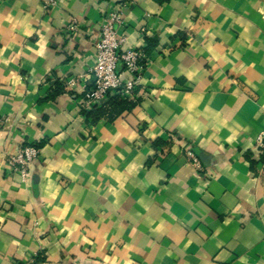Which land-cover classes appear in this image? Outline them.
Masks as SVG:
<instances>
[{
	"label": "crops",
	"instance_id": "0c3cea01",
	"mask_svg": "<svg viewBox=\"0 0 264 264\" xmlns=\"http://www.w3.org/2000/svg\"><path fill=\"white\" fill-rule=\"evenodd\" d=\"M119 2L0 0V264H264V0L130 1L136 101L87 118ZM23 146L28 181L6 167Z\"/></svg>",
	"mask_w": 264,
	"mask_h": 264
},
{
	"label": "built area",
	"instance_id": "2783aa9c",
	"mask_svg": "<svg viewBox=\"0 0 264 264\" xmlns=\"http://www.w3.org/2000/svg\"><path fill=\"white\" fill-rule=\"evenodd\" d=\"M63 0H42L45 10L58 7ZM132 0H120L117 8L105 11L101 20L99 37L95 43L94 63L89 69L92 88L85 91L80 102L84 111H92L101 105L108 95H119L121 98L135 102L136 94L146 68V55L134 46L123 48L127 42L125 33L120 29L125 26L124 8ZM70 31L78 32V28L70 27ZM121 63V69L119 64ZM76 79L69 80L66 85L73 86ZM256 148L264 155V129L258 136ZM38 146L20 147L16 154L6 159V167L10 172L17 173L23 181L31 177L30 166L40 156ZM186 154L192 165L203 171L199 158L189 148ZM31 264V262L16 263Z\"/></svg>",
	"mask_w": 264,
	"mask_h": 264
},
{
	"label": "trees",
	"instance_id": "16d2710c",
	"mask_svg": "<svg viewBox=\"0 0 264 264\" xmlns=\"http://www.w3.org/2000/svg\"><path fill=\"white\" fill-rule=\"evenodd\" d=\"M107 103L110 109L109 111H107V114H109L110 116L114 114L118 115L122 111L130 109L134 105V102L125 100L121 98L119 95H116L113 97H110V95H108L105 101L101 105H98L97 107H95L92 111L82 110L83 115L87 118H90L96 113L105 114L106 111L104 112L102 109L107 106Z\"/></svg>",
	"mask_w": 264,
	"mask_h": 264
}]
</instances>
